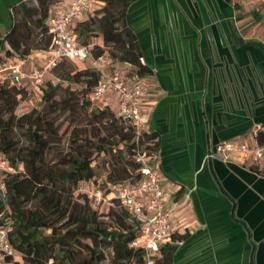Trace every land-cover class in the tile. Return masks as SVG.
Masks as SVG:
<instances>
[{
  "label": "crops",
  "instance_id": "crops-1",
  "mask_svg": "<svg viewBox=\"0 0 264 264\" xmlns=\"http://www.w3.org/2000/svg\"><path fill=\"white\" fill-rule=\"evenodd\" d=\"M17 1L0 0V37ZM124 18L152 72L142 112L157 135L162 183L189 217L173 225L186 235L171 264H246L245 227L253 264H264V158L204 157L218 140L264 133V0H132ZM45 54L17 59L25 69Z\"/></svg>",
  "mask_w": 264,
  "mask_h": 264
},
{
  "label": "trees",
  "instance_id": "trees-1",
  "mask_svg": "<svg viewBox=\"0 0 264 264\" xmlns=\"http://www.w3.org/2000/svg\"><path fill=\"white\" fill-rule=\"evenodd\" d=\"M55 1L19 0L10 5L11 24L0 37V64L9 57L47 47L49 35L44 19ZM131 1L103 0V5L76 22L73 30L82 38L80 42L94 44V57L104 52L124 74L151 75L141 61L136 37L125 23V10ZM67 60L74 63L65 67ZM83 61L86 60L63 58L49 70L48 74L59 68L60 73L54 75L58 81L44 79L38 87L44 106L39 111L17 113L25 89L0 83V152L16 167L14 173L4 174L5 191L0 197V225L6 216L11 219L7 240L13 253L5 257L11 264H101L105 247L111 250L110 264H143L142 251L129 245L136 230L127 213L118 206L116 210L99 211L76 190L79 180L95 179L93 154L101 153L107 158L108 170L102 183H127L138 178L131 132L111 108L89 104L87 94L96 84L98 73ZM61 82H74L80 87L74 91L67 85L61 87ZM60 114L64 118L70 115L62 131L63 123L57 122ZM76 116L91 129L100 124L102 135L95 132L91 139L79 137L76 124L71 125ZM69 126L68 150L56 155L51 163L46 155L60 143L61 134ZM19 131L27 139L25 145L18 144L15 138ZM145 139L157 150L156 133L150 131ZM254 139L264 142V133L256 131ZM245 233L250 245L246 264H253L254 244L246 227ZM185 235V231H172L171 243L164 242L159 247L155 264H171L175 242Z\"/></svg>",
  "mask_w": 264,
  "mask_h": 264
},
{
  "label": "built area",
  "instance_id": "built-area-1",
  "mask_svg": "<svg viewBox=\"0 0 264 264\" xmlns=\"http://www.w3.org/2000/svg\"><path fill=\"white\" fill-rule=\"evenodd\" d=\"M103 5V0H56L44 19L49 43L44 49L45 58L37 66L28 70L22 66L18 57L7 58L0 64V83H12L25 89L26 94L37 91L43 84L49 70L60 59L87 60L97 71L98 80L87 94L91 106H108L114 116L131 132L132 158L137 164L138 178L127 183H105L104 187L93 178L79 180L76 190L83 194L91 206L106 210L118 206L134 224L136 234L129 242L133 248L142 251L143 264H155L159 247L174 230L171 216L181 215L183 202L169 200V191L162 183L159 170L158 152L145 139L151 131L148 120L142 112V95L149 84V76L124 74L110 65L106 70L104 63L108 56L103 52L92 55L94 44L80 42L73 27L93 11ZM255 133V132H254ZM254 133L247 137L219 140L210 145L205 159H218L222 162L255 163L264 158V142H256ZM16 167L10 165L0 152V197L4 196L5 173H14ZM11 219L6 216L0 225V264H11L5 260L13 253L7 240Z\"/></svg>",
  "mask_w": 264,
  "mask_h": 264
},
{
  "label": "rangeland",
  "instance_id": "rangeland-1",
  "mask_svg": "<svg viewBox=\"0 0 264 264\" xmlns=\"http://www.w3.org/2000/svg\"><path fill=\"white\" fill-rule=\"evenodd\" d=\"M245 13H248L245 12ZM95 16V15H93ZM79 39H82L81 37H78ZM89 40V39H88ZM90 40L94 41V38H91ZM11 58V57H9ZM85 64H89V62L83 61ZM74 62L72 61H65L64 62V66L68 67L71 66ZM38 64L33 63L32 66H37ZM76 67H80L76 66ZM28 66L25 68V71L28 70ZM56 73H60L59 72V68H56L52 71V73L48 74L45 76L46 80H49L51 82H56L58 81V79L54 76ZM65 85H67V87L71 90L77 91L80 87L79 84L71 82V83H66V82H61V87H64ZM61 95V94H60ZM43 106V102L42 99L40 98V95L37 91H31L29 94H25L22 99L19 100V103L17 105V113H21V112H25L28 111L30 109H35L36 111H39L42 109ZM70 116V115H69ZM68 116V117H69ZM68 117L64 118V114H60L58 117L57 122H61L63 123L61 125L60 131H62L64 129V127L66 126V123L68 121ZM76 124V131L78 132L79 137H85V138H90L91 139V134L97 132L99 135H102V131L99 128V126L95 125L94 128H89L88 125L85 123V121L79 117L76 116V121H72L71 125ZM71 126H69L67 128V131L63 134H61V141L59 144L53 145L51 151L46 155V160H49L51 163H53L55 161V157L58 154H62L64 152H66L68 150V142H67V137L69 135L68 131L70 129ZM98 127V128H97ZM248 135V134H247ZM246 135V136H247ZM15 138L18 142V144H22L25 145L27 143V139L24 137L23 134H21V131L15 133ZM107 158L106 156H104L103 154H93L92 156V160H91V165L93 168V173H94V178L96 179V181L100 184L101 187H104V183L103 182V178L105 175V172L108 170V165L106 164ZM114 210L118 209L117 206H113ZM189 217L185 216L184 214H181L179 216H171L170 218V222L172 225L175 226V224L178 223L179 220L184 219L183 222H187V219ZM104 255L105 258L103 261H101V264H110V259H111V250L109 247H105L104 248Z\"/></svg>",
  "mask_w": 264,
  "mask_h": 264
},
{
  "label": "water",
  "instance_id": "water-1",
  "mask_svg": "<svg viewBox=\"0 0 264 264\" xmlns=\"http://www.w3.org/2000/svg\"><path fill=\"white\" fill-rule=\"evenodd\" d=\"M229 139V138H228ZM221 140H225V139H221ZM219 141V140H218Z\"/></svg>",
  "mask_w": 264,
  "mask_h": 264
}]
</instances>
